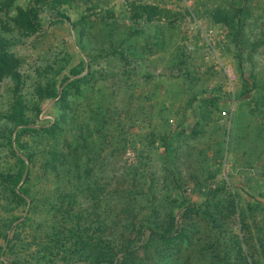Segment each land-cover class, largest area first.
Masks as SVG:
<instances>
[{"label": "rangeland", "instance_id": "obj_1", "mask_svg": "<svg viewBox=\"0 0 264 264\" xmlns=\"http://www.w3.org/2000/svg\"><path fill=\"white\" fill-rule=\"evenodd\" d=\"M0 36L18 73L0 79V171L29 174L22 199L0 183V264H65L57 239L72 248L94 195L133 174L129 221L184 228L154 245L161 264H234L209 245L246 223L264 264V0H0Z\"/></svg>", "mask_w": 264, "mask_h": 264}, {"label": "trees", "instance_id": "obj_2", "mask_svg": "<svg viewBox=\"0 0 264 264\" xmlns=\"http://www.w3.org/2000/svg\"><path fill=\"white\" fill-rule=\"evenodd\" d=\"M21 14L27 19V23L31 27H36L37 23L35 21L37 15L34 8L30 5L25 8V10H20ZM63 19L69 20V17L61 14ZM0 36V79L4 76H18L16 71V65L10 58V54L6 49L5 41ZM65 92V90H63ZM14 120L15 125L24 124V116L21 111L12 118ZM20 132H24L22 129ZM5 144L11 146L12 138L10 135L4 137ZM84 141H86L84 139ZM85 144V142H84ZM1 146L3 144L1 142ZM18 146H22L21 142H18ZM78 146L81 147V142L78 143ZM83 148V144H82ZM70 163H66L70 165ZM56 164V163H55ZM17 169L10 171H0V183L5 185L11 193L15 195V198L22 199L26 194H28V187L22 186V177L25 173L27 176L28 169L26 167V163L24 159L17 157ZM50 167L53 168L51 165ZM66 168H70L66 166ZM134 169V166L129 167ZM126 169V168H125ZM122 171V173H129L128 170ZM88 170V169H84ZM73 173L78 174V171L75 169L71 171V173L67 174L65 171V175H67V179H70V174ZM86 174V173H85ZM84 176V174H83ZM123 183L119 181H115L112 184H109L106 191H99L101 193V197L92 198V209L87 212V216L90 217V224L88 229H84L85 236L81 235V231L77 230V237L73 239V247L71 246L67 249V241H60L57 239V247L56 254L59 255L60 259L66 260V258H70L66 261L65 264H138L132 262V260H136V257L133 255L134 252L143 248L144 257L141 256L140 260L144 262L150 261L149 264H152L155 260L154 257L161 256L160 261L158 260V264H161V260H167V252H156V248L154 245H157L158 241H165L170 239L172 236V230L178 234V237H181L184 233V228H178L177 224L174 223V215L171 213V217L166 219L168 222L167 227H162L159 224L151 223V217H146V221L144 223H133L129 221V219H134L136 217L135 211H131V208L134 207V204L139 200L138 199V191H137V182L136 176L130 175V177H126L122 175ZM112 185V186H111ZM72 195H70L71 197ZM67 199L68 203H71L73 199ZM20 203V201H18ZM98 204V206H97ZM151 207L150 215L155 216L159 212V208L155 209L152 204L155 202H149ZM19 205V204H18ZM194 206V205H192ZM231 214H234L235 218L242 224L244 223L246 218L244 216V211L237 207L236 202L231 201ZM149 207V209H150ZM70 209V208H68ZM194 209V208H193ZM123 212V214L120 213ZM233 211V212H232ZM222 217L225 216V213L220 212ZM168 216V214H166ZM72 216V214H70ZM163 216V215H162ZM81 218V214L78 212L76 215L72 216V219L76 221ZM160 220L159 216L156 217ZM212 227L214 229L222 228V223L217 222V218L211 220ZM247 225L244 224V227ZM239 227V231L229 235V232H223L225 235L217 234L215 238V242H211L210 248H218L224 252L225 254L221 257L229 261L230 254H233L235 263L234 264H253V259L250 251V245L246 241V238L243 235V228ZM246 230V229H245ZM249 230V229H248ZM263 227L260 229V234L262 233ZM250 232V231H249ZM136 233L138 239L141 236L148 234L147 241L140 245H133L134 242L132 240L131 234ZM221 233V232H220ZM251 236V233H249ZM258 241L261 243L260 247L263 249L264 247V232L259 237ZM67 256L63 254L64 251H67ZM152 250V251H151ZM234 253H233V252ZM147 256V257H146ZM174 256L179 257V254H175ZM25 264V263H24ZM156 264V263H155ZM227 264H233L230 261Z\"/></svg>", "mask_w": 264, "mask_h": 264}]
</instances>
